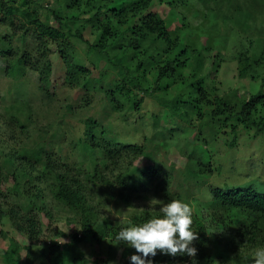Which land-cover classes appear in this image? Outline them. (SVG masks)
Wrapping results in <instances>:
<instances>
[{
  "label": "trees",
  "instance_id": "16d2710c",
  "mask_svg": "<svg viewBox=\"0 0 264 264\" xmlns=\"http://www.w3.org/2000/svg\"><path fill=\"white\" fill-rule=\"evenodd\" d=\"M19 1L17 4L16 0H0L3 30L0 72L6 77L16 82L33 77L47 101L52 102L59 93L68 94L62 103L68 113L88 109L99 99L103 100L101 112L105 116L138 113L146 98L151 97L167 115L177 116L188 125L159 130L158 115H153L155 135L150 139L145 137L142 144H131L113 134L110 125L89 116L82 119L84 135L73 143L78 153L74 160L70 157L75 153L66 154L62 147L56 151L52 146L58 136L62 137L55 131L47 145L50 127H42L33 147L14 150L5 160L14 168L10 193L26 201L28 212L22 213L26 211L22 206V210L12 208L5 212L0 205V223L10 217L17 229L27 235L30 245H35L42 229L39 215L32 209L38 200H43L42 185L47 183L55 200L78 211L82 223L80 238L77 234L66 236L60 232L58 235L67 239L63 245L46 243L51 264H68L67 246L87 240L98 244L107 238L115 240L122 229L114 226L111 219H95L99 211L91 202L89 192L93 188L102 196L119 197L127 204L134 198H157V208L135 214L132 226L159 217L162 203L172 200L189 203L193 208V230L199 236L193 242L197 264H241L240 250L251 251L261 246L264 192L209 186L210 178L220 174L221 166L214 164L205 135L232 133L234 139L228 145L234 148L240 128L264 133V117L260 114L264 109V77L259 89L249 96L236 94L229 98L217 92L211 94L204 74L209 50L193 49L183 37L172 36V19L179 20L176 5L183 0H104V4L89 10L84 9L82 0H68L66 9L60 4L58 8H50L44 17L42 4ZM85 1L86 6L95 7L96 0ZM197 1L214 19L226 6L238 25H247L258 14L264 15V0ZM87 29L95 36L92 42L85 37ZM79 44L84 45L85 56L78 52ZM219 55H222L220 51ZM92 57L111 66L110 79L105 80L104 72L93 78L92 69L85 63L87 59L91 62ZM263 61V54L260 58L240 54L238 78L257 82V69ZM211 65L216 66L213 70L217 74L220 64L213 61ZM171 91L176 94L171 96ZM6 110L11 125L24 132L34 125V112L29 104L13 101ZM192 115L199 119L198 134L193 131L197 125L191 126ZM64 120V115L58 116L56 124L61 125ZM157 136L163 139L156 142ZM189 137L193 138L192 142ZM165 159L171 160V164ZM15 163H18L16 167ZM4 169L0 165V183L4 181ZM32 189L37 191L32 193ZM202 191L207 192L211 201L214 220L229 232L226 235L210 236L205 221L194 211L193 199ZM47 214L51 215L49 211ZM19 217L22 222L15 220ZM18 249L12 242L6 264H23ZM134 254L138 253L135 251L131 256ZM130 257L125 264H131ZM151 259L153 264H192V258L187 255L173 257L158 252Z\"/></svg>",
  "mask_w": 264,
  "mask_h": 264
},
{
  "label": "rangeland",
  "instance_id": "374dc122",
  "mask_svg": "<svg viewBox=\"0 0 264 264\" xmlns=\"http://www.w3.org/2000/svg\"><path fill=\"white\" fill-rule=\"evenodd\" d=\"M16 1L17 4L20 3L19 0ZM32 1L42 4L41 14L43 17L46 13H49L50 8H58L60 4L63 9H66V2H68V0ZM82 1H84L82 5L85 6V10L96 9V6L104 4V0H96L93 1L95 7H90L86 6L85 0ZM213 7L215 9V6ZM80 8V6L76 7L77 10H80ZM176 10L179 20L172 19L173 38L183 37L193 49L205 47L209 50L207 52L209 57L205 61L204 74H207V84L208 88L212 90L211 94L217 92L221 96L232 98L236 94L249 96L259 89L260 81L264 77V61L263 65L257 69V77L259 78L257 82H253L250 78H238L237 61L240 54L257 58H260L263 54L264 58V15L258 14L256 20L249 21L247 25L243 23L238 25L231 18L232 14L226 6L221 8L217 19H214L209 14V10L197 0H183L176 5ZM1 31L3 30L0 29V33ZM84 34L91 42L94 41L95 36H92L88 29L85 30ZM78 47L81 56H85L84 45L79 44ZM219 51L222 55H219ZM213 61L220 64L217 74L213 70L216 66L211 65ZM85 63L92 69L93 78H99L101 72L105 73L106 81L111 78V66L105 64V61H97L96 58L92 57L91 62L87 59ZM8 93H10V96H7ZM175 94L176 92L171 91V96ZM66 96L68 94L59 93L52 102L47 101L42 97V93L33 77H27L20 82H16L0 72V165L5 167L4 181L1 182L2 184L0 183V205L5 212L10 211L12 208L22 210L20 206L26 210L22 213L28 212L26 201L18 198L14 193H10L13 186L11 173L14 168L5 163V160L14 150L33 147V142L41 133L42 127H50L46 135L47 145L51 143V136L55 131L62 137L59 138L58 136L52 146L55 147L56 151L59 150V147H62L66 154L75 153L70 157L71 160H74L78 153H76L77 149L73 147V143L84 135L85 127L82 119L89 116H94L98 120L101 119L100 121L103 124L111 126L113 134L118 136L122 142L131 144H142L145 142V137L150 139L155 135L154 125L156 119L153 115H158L159 130L162 128H176L177 126L186 127L188 125L177 116L167 115L165 109L158 104V101L151 97L146 98L142 111L138 113L130 112L121 115L111 113L105 116L101 112L102 99L97 100L88 109L83 111L80 109L76 111L75 109V112L68 113L62 106ZM13 101L17 104H29L34 112V125L29 128L28 132L11 125L12 121L6 108ZM260 114L264 117V109L261 110ZM61 115L65 116V120L61 125H57L58 116ZM198 120L195 115H192L191 126L197 125L193 127L195 134H198ZM237 136V144L234 148H231L228 144L233 141L234 134H221L217 137L205 135L206 147L209 154L213 155L214 164L221 166L220 174L215 173L210 178L208 185L223 190L252 188L263 193L264 133H258L254 129L244 130L240 128ZM223 137H226V139L223 140ZM162 139L163 136L155 138L156 142ZM188 140L192 142L193 138L189 137ZM165 160L171 164V160ZM17 165L18 163H15L14 167ZM42 187L45 190L43 193L44 198L38 200L36 207L32 209L39 215L41 235L35 245H30L27 235L17 229L13 219L5 217L0 223V264L7 263V251L12 242L19 246L17 251L22 257L23 264H51L47 254V241L56 237L66 238L58 235L60 232L66 234V236L77 234L78 237L82 233L81 214L56 201L47 183L43 184ZM27 188L30 189V185ZM36 191L37 189H32V193ZM89 193L91 194V202L93 201L92 204L99 211V216H96L95 219H98V217L100 220L111 219L114 226L121 228L132 226V217L135 214L157 208V198H134L130 204H127L119 197L102 196L95 188ZM210 203L207 192H199L193 199L194 211L205 221L210 236L226 235L229 232L220 227L214 220ZM47 211L51 215H46ZM15 220L23 221L20 217ZM116 243V240L107 238L101 244H98L95 240H87L82 241L77 246L66 245L65 252L69 254L68 264H81L83 261H86V264H125L126 260L135 252V249L124 243ZM261 248H264V242L251 251L240 250L241 264H254V254Z\"/></svg>",
  "mask_w": 264,
  "mask_h": 264
},
{
  "label": "clouds",
  "instance_id": "9594fccd",
  "mask_svg": "<svg viewBox=\"0 0 264 264\" xmlns=\"http://www.w3.org/2000/svg\"><path fill=\"white\" fill-rule=\"evenodd\" d=\"M159 212V217L122 228L115 236L116 244L124 243L135 249L138 254L130 257L131 264H153L151 258L158 252L173 257L187 255L192 258V264H197V249L193 242L199 236L193 230L192 206L172 200L162 203ZM254 264H264V248L255 252Z\"/></svg>",
  "mask_w": 264,
  "mask_h": 264
},
{
  "label": "built area",
  "instance_id": "2783aa9c",
  "mask_svg": "<svg viewBox=\"0 0 264 264\" xmlns=\"http://www.w3.org/2000/svg\"><path fill=\"white\" fill-rule=\"evenodd\" d=\"M79 237H81V234H79ZM66 241H67V239H63L61 237H56L53 239H49L47 241V244L48 245H63Z\"/></svg>",
  "mask_w": 264,
  "mask_h": 264
}]
</instances>
